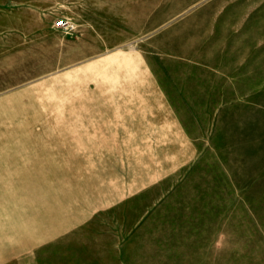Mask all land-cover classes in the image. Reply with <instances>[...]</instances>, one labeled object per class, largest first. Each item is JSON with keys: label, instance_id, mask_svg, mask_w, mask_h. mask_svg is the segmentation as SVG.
Here are the masks:
<instances>
[{"label": "rangeland", "instance_id": "1", "mask_svg": "<svg viewBox=\"0 0 264 264\" xmlns=\"http://www.w3.org/2000/svg\"><path fill=\"white\" fill-rule=\"evenodd\" d=\"M62 3L0 0V28L52 4L58 19ZM213 4L257 15L264 51V0ZM64 58L0 49V264H264V63L219 81L215 113L180 112L190 142L178 126L111 128L127 115L112 104L128 102L111 93L134 78L108 63L64 74Z\"/></svg>", "mask_w": 264, "mask_h": 264}, {"label": "crops", "instance_id": "2", "mask_svg": "<svg viewBox=\"0 0 264 264\" xmlns=\"http://www.w3.org/2000/svg\"><path fill=\"white\" fill-rule=\"evenodd\" d=\"M62 2L60 16L75 24L74 32L62 33L54 26V17L49 15L55 11L52 4L47 6L46 20L37 14L33 24L0 28V49L20 52L34 42L53 56L56 50L62 52L64 74L88 75L87 70L92 73L93 69L95 75H101L102 64L108 63L112 75H130L136 87L111 93L128 97V102L112 104L110 111L127 115L120 118L114 114L111 128L178 126L190 141L193 136L183 131L186 124L180 112L198 109L215 113L216 100L222 97L221 82L230 80L228 75H263L258 73L264 51L258 45L257 15L223 19L213 0ZM18 18L23 22L22 15ZM167 75L174 86L168 85ZM191 79L202 81L201 88L188 87L182 81ZM96 140L104 143L102 136ZM120 142L133 141L113 136L109 140Z\"/></svg>", "mask_w": 264, "mask_h": 264}, {"label": "built area", "instance_id": "3", "mask_svg": "<svg viewBox=\"0 0 264 264\" xmlns=\"http://www.w3.org/2000/svg\"><path fill=\"white\" fill-rule=\"evenodd\" d=\"M54 26L67 34L75 31V24L63 16H60L58 19L54 20Z\"/></svg>", "mask_w": 264, "mask_h": 264}]
</instances>
